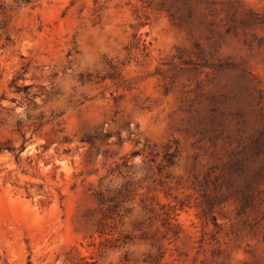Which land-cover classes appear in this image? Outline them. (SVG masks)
I'll list each match as a JSON object with an SVG mask.
<instances>
[{
	"label": "rangeland",
	"instance_id": "1",
	"mask_svg": "<svg viewBox=\"0 0 264 264\" xmlns=\"http://www.w3.org/2000/svg\"><path fill=\"white\" fill-rule=\"evenodd\" d=\"M0 264H264V0H0Z\"/></svg>",
	"mask_w": 264,
	"mask_h": 264
}]
</instances>
